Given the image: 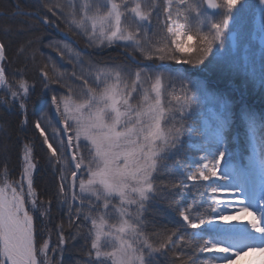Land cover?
<instances>
[{
    "label": "snow or ice",
    "instance_id": "obj_1",
    "mask_svg": "<svg viewBox=\"0 0 264 264\" xmlns=\"http://www.w3.org/2000/svg\"><path fill=\"white\" fill-rule=\"evenodd\" d=\"M206 3L212 9L221 10L220 16L207 29L199 23L195 27L189 26L190 13H196L197 16L201 13V5L190 3L189 0H179L180 5H185V13H188L183 16L177 10L174 0H163L159 6L151 0L148 3L142 0H107V3L96 0L82 9H77L75 3L65 5L60 0H38L34 12L21 11L17 4L15 14L34 15L51 28L61 30L60 22H65L69 27L66 35H70L74 25L90 33L89 47L119 45L129 56L138 52L145 60L161 62L135 71L137 80L142 74L155 77L153 88L156 93L154 102L135 112V119L127 96L119 88V72L116 73L115 83L102 80L97 88L89 86L88 81L81 75L79 79L82 81V88L86 89V98L82 103L70 106L66 100L61 108L57 97L52 96V104L62 117L63 131L67 133L66 140H61L59 146L72 149L68 161L72 170L67 175L60 172L56 197L60 204L67 205L70 223L75 217L76 220L90 225L84 235L89 242L86 258L73 261L72 264H161L160 257L165 258L166 264H217L216 258L201 259L202 254L212 252L231 253L225 260L227 264L234 256L240 255L243 249H230L211 240L190 242L186 239L188 232L182 229H199L201 225H212L215 221L226 223L247 220L255 232L264 236V213L260 212L258 217L247 206L235 214H225L233 202L218 199L222 195H236L239 198L242 191L240 185L249 180V174L240 168L236 171V179L240 181V185H235L232 183L233 169L221 170V161L225 158L224 150L212 151L201 157V163L196 169L186 170L183 176L168 183H157L158 178L165 175L163 170L169 154L178 152L183 147L185 131H193L186 124V113L198 106L195 95L186 96L178 111H165L160 100L161 81L169 74L186 75L183 66L204 65L213 54V49L217 45L223 46L230 22L235 19V13L246 5L247 0H206ZM258 4L260 17L264 20V0H258ZM66 8L71 11L66 12ZM77 16L80 19L77 20ZM150 32L152 36L163 32L164 38L170 33L179 39L175 41L174 47L171 46V41L165 43L164 38L156 46L149 39ZM185 38L193 43L186 45ZM51 46L50 43L49 47ZM6 49V43L0 41V87H3L9 97L0 103L6 108L18 105L24 116L21 124L26 125L28 108L24 101L30 98V85L22 80L18 85L20 91L12 90L5 75ZM168 61L173 63H164ZM136 63L139 64L140 61L137 60ZM154 68L162 71L157 74ZM42 75L45 78L44 87L48 88V73L43 72ZM71 76H76L75 71ZM53 82L60 83L59 80ZM144 99L148 101V96L145 95ZM250 127L255 133L257 120L254 113L250 114ZM35 128L43 136L52 158L63 165L64 162L58 158L57 148L49 142L39 120L36 121ZM259 128L264 130V121L259 122ZM0 132L6 137L10 135L4 125H0ZM82 138L86 141L84 146L90 156L87 162L85 154L80 151ZM261 139L264 141V135ZM4 148L6 150V145ZM254 158L255 153L253 157H249L250 164ZM258 163L261 197L259 204L260 209H264V154L260 155ZM174 164L182 165L183 161L178 158ZM36 167L31 149L26 147L22 157L20 182L15 187L7 183L0 186V264H52L48 258V244L45 243L43 248L36 246L37 231L30 208L39 211L37 201L32 199L29 206L25 199L26 195H34L33 173ZM217 180L224 183H217ZM253 180L255 181L254 177ZM208 181L212 183L208 184L206 192L198 194L208 195L210 211L195 213L192 205L178 207L186 193L193 191L198 183ZM23 188L27 189L26 194L20 191ZM163 189H168L169 197L165 199L169 207H177L183 225L175 230L154 231L149 235L144 231L145 214L152 211L151 206ZM50 208L51 202H46L41 216H48ZM96 211L103 215L94 217L92 213ZM217 212L220 214L214 215ZM111 213H119V227L107 223L105 217ZM58 235L56 251L63 257L67 241L62 226ZM79 235L78 226L72 239L75 240ZM173 236L177 237L179 243ZM39 253L43 255L38 256ZM58 264H63V261Z\"/></svg>",
    "mask_w": 264,
    "mask_h": 264
},
{
    "label": "rangeland",
    "instance_id": "obj_2",
    "mask_svg": "<svg viewBox=\"0 0 264 264\" xmlns=\"http://www.w3.org/2000/svg\"><path fill=\"white\" fill-rule=\"evenodd\" d=\"M156 1L157 0H151V2L155 5ZM82 2L85 6L86 4L96 2V0H85ZM101 2L107 3V0H101ZM116 2H119V0H116ZM142 2L148 3L149 0H142ZM174 2L177 10L181 13V16L188 14L184 11L185 5H180L179 0H174ZM189 2H196L199 4L202 2L200 15L197 16L196 13H190L189 15L190 27L196 26L197 23L202 26L209 25L221 14V10H219L217 15H212L214 14L212 12H210L211 14L207 13L204 8L203 0H189ZM17 4H19L17 0H0V17L4 18V16H6L5 18H13L12 16L17 12ZM20 10L35 11L25 9L22 6H20ZM32 17L37 19L40 25L29 26L22 23V26H18L19 31H17V27L15 26V28H11V26L15 24L14 20H0V41L5 42L7 45L6 79L8 83L12 85L13 91H20L18 87L19 83L22 80L27 81L30 85V98H32L33 95L36 96L44 87V83L42 82V79L45 80L42 75L43 72L48 73L49 85L60 84L53 82V80L56 81L53 79V76L54 74L58 75L59 68L57 66H60V64H58L59 62L52 56L55 55L58 59H60L63 56L62 50H66L74 56L75 51H73L74 47L71 46L72 43L77 48L81 45L72 33H70V35H66L69 31L65 30L61 26V30H57L43 24L36 16L33 15L31 18ZM181 23H184V21L181 20ZM230 24L231 25L224 44H229L230 48L227 51V56L231 60L223 62L214 61L215 63H213V59L211 58V56L213 57L212 54L209 59L205 61L204 65L187 66H189L190 69L201 70L204 74L215 77V79L219 80L220 84L229 86L228 88L232 92L227 93L223 89L211 87V92L214 94L209 95L205 92L200 93L199 91H195L189 93L187 96V94L182 93V88L188 86L185 79L181 76L169 74L165 75L161 81L160 100L165 111H169L171 109L172 111H178L184 103V98L186 96H196L198 106H194L186 113V117L188 118L186 120V124L188 127H191L193 131L185 132L187 146V165L185 166V171L195 170L196 166L201 163L200 158L205 155H209L210 152L224 150L225 158L221 161V170L228 171L229 168L233 169L231 173L233 184L240 185V181L236 179V171L238 169L243 168L247 173H250L248 182L240 185L242 191L239 198H237L236 195H222L218 197V199L230 200L233 202L232 207L229 208L225 214H235L236 211L242 209L243 207L250 206L252 211H254L259 217L260 212L264 213V209H260L259 201L261 197L258 187L260 176V166L258 160L260 155L263 154L262 148H264V145L261 147L259 145L261 136L264 135V130L259 128V122L264 121V46L259 44L260 34L264 31V20L260 17L258 0H247L246 5L241 8L240 11L235 13V19H233ZM88 26L89 28L91 27L90 23ZM125 26L127 27L128 25ZM3 27L6 28L4 29ZM5 30L8 31L6 32ZM232 30H237L234 45H231V39L229 36V33ZM89 34L90 33L87 34V40ZM168 35V40L172 42L171 46L174 47L175 41L179 39V37L172 36L170 33H168ZM49 36L53 38L49 39L52 44L51 47H49V42H45L43 40ZM151 41L155 43L156 46H159L157 38H152ZM69 43H71V45ZM192 43L193 41L185 38L186 45H191ZM109 48L111 51L109 50L110 52L107 54H101L99 56L100 59L117 62L118 58H121V56L124 55L123 53L118 52H126L119 45L110 46ZM97 49H99V47ZM115 49H118L119 51L114 53ZM82 50L88 49L84 47ZM128 51L130 52L131 49ZM133 56L135 59H133ZM124 57H127L134 63L139 60L140 63L138 65L141 68L161 63L159 61L145 60L142 56H139L136 53H133L132 56H129L126 53ZM53 58L54 61L52 60ZM223 59L227 60L225 56H223ZM24 60L26 62L29 61L26 69L19 67L21 64L24 66L26 63L23 62ZM164 63L173 62L168 61ZM154 71L157 74L160 72L159 68H154ZM16 73H19V75ZM105 74V80L110 83L116 82V73L111 72V69L107 70ZM154 84V76L146 77L142 74L140 79L137 80L134 72L132 79L130 78L129 81H125L120 75L119 88L123 90L128 98L129 104L132 106L133 119H135V112L146 108L148 103L154 102L156 98V93L153 88ZM169 85H172L174 89L172 90L169 88L165 93V88L169 87ZM77 86L82 87V82L72 83L71 85V87ZM193 87L196 88V90H204V86L199 83L193 84ZM176 88L180 90L177 95ZM56 90L52 89V91H54L53 96L55 95L57 97L61 108H63L66 100L69 105L72 106L77 103H82L86 98L85 95L82 97L79 91L75 94L78 99H75L69 95L60 94V91ZM145 95L148 96V101H145ZM6 98H9L7 93L4 91L3 87H0V101H3ZM27 101L28 99L24 101L28 108V122L26 125L21 124L24 116L21 114V110L18 105H12L10 108H6L2 103H0V125H4L6 128L10 125L11 127H14L16 131L19 130V133L15 135L16 142L14 145L12 144V146H10L9 150L13 153H11V159L16 160L15 165H17L11 169H9L8 166L5 165L6 162H4L7 155L4 146L6 145L7 149V145L10 144V142L7 141L11 138L9 136V138L6 137L3 132H0V186L7 183L15 187L16 184L20 182L22 173V157L26 147L31 149L33 162L37 165L36 170L33 173L34 178L39 166L43 164L39 160V157H42L40 153L41 149L43 150L42 143H44V140L39 130L35 128L37 118L43 117L44 122H46L47 119L50 118L49 110L51 109V115L58 116V119H62L56 111V107L51 103L52 99L49 101L51 104L45 105V103H43V107L42 102H44V99H39L38 102L41 103V106L36 109L32 108L30 103ZM242 105H247L248 107L244 108ZM122 110L124 109L122 108ZM253 113L255 114V118L257 120V130L255 133L250 127V114ZM61 122L63 124V120H61ZM21 129H23L22 133H20ZM12 140H14V138H12ZM237 141H239L240 147L239 159H245L246 161L242 162L237 159L238 148L235 147ZM85 143L86 141L82 138L80 142V151L85 154L87 162V159H90V156L84 146ZM254 153L255 158L250 164L249 157H253ZM171 154L172 153L169 154V157ZM188 166H190V168ZM253 177L255 178V181L253 180ZM81 178L86 179V177ZM216 182L224 183L222 180H217ZM210 183H212V181L198 183L196 188H200L197 191L205 193L207 186ZM20 191L25 194L27 193L26 188L20 189ZM33 192V196L29 197L26 195L25 199L29 206L32 199L37 201V208L39 211H33L30 208V214L34 216L35 223V219L41 217V213L45 211V205L48 201L46 199L42 200L39 198L34 185ZM208 192H210V189H208ZM185 196L188 197L187 193ZM203 200L205 202H203L201 196H199V199H197L196 202L193 200L192 204H190L192 205V209L195 213H204L207 212L206 209H209L210 200L207 194H204ZM184 207L185 206H181L179 208ZM210 210L211 209H209V211ZM219 214V212L214 213V215ZM115 215L117 219L113 221V223H110L107 218L105 219L108 224H113L119 227V213H115ZM49 230L50 229L47 230L48 236L45 237L39 248H43L44 244L47 243L48 258L52 264H55L56 256L58 257L59 255L58 251H56L58 241L52 240L53 230H50V232ZM182 230L188 232L186 239L190 242H193V240L197 242L211 240L214 243L222 244L230 249H243L240 255L234 256L231 261L227 262V264H264V236L255 232L251 225L247 223V220L226 223L215 221L212 225H201L199 229L186 228L185 230L184 228ZM54 233L55 232L53 231V237H56V240L59 239L58 232H56L57 235ZM42 255L43 253L38 254V256ZM230 256L231 253L212 252L202 254L201 259L216 258L217 264H225V260Z\"/></svg>",
    "mask_w": 264,
    "mask_h": 264
},
{
    "label": "trees",
    "instance_id": "obj_3",
    "mask_svg": "<svg viewBox=\"0 0 264 264\" xmlns=\"http://www.w3.org/2000/svg\"><path fill=\"white\" fill-rule=\"evenodd\" d=\"M82 1H85V0H60V2H62L65 5L75 3L77 6V9H82L84 7V4ZM17 2L19 3L20 6H22L25 9H29V10H36V6L38 4V0H17ZM162 3H163V0H157L156 6H159ZM201 4L202 2L200 3V5ZM204 8L206 9L205 5H204ZM70 11H71L70 8H66V12H70ZM206 12L210 13L211 11H208L206 9ZM218 12L219 11L212 12L214 13L212 15H217ZM5 17L6 16H4V18L0 17V20H4V19L14 20L15 24H13L11 28L13 29L17 27V31H19L18 26L23 25L22 23H25L29 26H32V25L39 26L40 25L38 20L33 17L31 18V16L14 14L12 16L13 18H5ZM68 18L72 19L71 16H69ZM76 19L78 20L80 19V17L77 16ZM60 26L64 28L65 30L69 31V27L67 26L65 22H60ZM207 27H210V24L204 26L205 29H207ZM3 28L5 29L6 27H3ZM71 33L80 42L81 44V45L79 44L80 47L78 46L79 48H77L75 47L73 43L72 45L71 43H69L72 47H74V50H73L75 51L74 56H72L66 50H62L63 56L60 59H58L55 55L52 56L59 62L58 64H60V66H57L59 68L58 75L54 74L53 76V79L59 80L60 84L49 85L48 88L43 87L36 96L33 95V97L35 96L34 98L33 97L29 98L27 102L30 103L32 108L36 109L41 106V103L38 102L39 99H44V102H42V107L44 106L43 103H45V105L51 104L52 102L49 103V101L52 99L53 92H54L52 91V89L53 90L57 89L56 91H60V94L69 95L75 99H78L75 94L78 93L79 91V93H81V96L84 97L86 89H83L82 87H78V86L71 87L72 83L74 84L76 82H82L79 79L81 75H83L84 79L88 81L89 86H91L92 88H97L99 82L102 80H105V75L107 74V73L105 74V72L109 69H111V72L113 73L119 72L121 77L125 81H129L130 78L132 79L133 73L136 70L141 68L137 63H134L131 60H129L127 57H124L126 55V52H123V51L121 52L118 49H115L114 53H116V51H119L118 53H123L124 55L122 56L120 55L121 58H118L117 62H113L111 60H102L99 58V56L101 54H107L108 52H110L111 50L109 47L108 48L104 47V48H99V49H97L98 47H89L88 40L86 39L88 32H85L83 29H80L75 25L73 26V30ZM168 36L169 35L167 34V38H164L163 32H161L159 35H156V36H152L151 32L149 34L150 40L152 38H157L158 43L162 38H164L165 43H168L169 42ZM49 39H53V38L49 36L47 38H44L43 40L45 42H49L50 44L51 42ZM84 47H86L88 50H82V48ZM229 48H230L229 44L227 45L223 44V46L217 45L213 49V57L211 56V58L213 59V63H215L214 61L223 62V61L231 60L227 56V51L229 50ZM136 54L141 56L138 52ZM223 56H225L227 60L223 59ZM54 58L52 59L53 61H54ZM23 62L25 63L26 61L24 60ZM28 64H29V61L26 62L24 66H22L21 64L19 67L26 69ZM177 67H180V66H177ZM73 71H75L76 73L75 77L71 76V73ZM159 71H162V70L159 69ZM183 72L186 73V75H177V74H173V75L183 77L186 83H188L187 87L182 88V93L187 94V96L189 95V93L195 92V91L196 92L199 91L200 93L205 92L206 94H209V95L214 94L211 92V87L223 89L227 93L232 92L229 90L228 88L229 86L220 84L218 79H215V77L211 75L204 74L201 70L190 69L189 66H183ZM42 82L44 83L43 79H42ZM197 83L203 85L204 90L202 89L196 90V88L193 87V84H197ZM169 88L172 90L174 89L172 85H169V87L165 88V93L167 92ZM176 92H177L176 93L177 95L180 92V90L177 89ZM49 113H50V118L48 117L49 119H47L46 122H44L43 117L37 118V120L40 121L41 126L44 128L45 133L48 135L50 143L53 144V147L57 148L58 158L64 163L63 165L58 164L56 160L52 158V154L50 153V150L47 148L46 144L42 143L43 150L41 149V153H40L42 157H39V160L43 164L39 166L33 178V185L38 193L39 198H41L42 200L46 199L48 202L49 201L51 202V208H50V214L48 216L46 217L41 216L35 219V225H36V231H37L36 246L37 248H39L43 240L45 239V237L48 236L47 235L48 229H50L51 231L53 230L55 232L54 234L57 235L56 232H59L60 230L59 227H61V225L62 226L64 225L63 234L67 241V244L64 247L66 250L63 254V257H61L60 254L58 255L59 252L57 253L58 257L56 256L55 264H58V262L60 261H63V264H72L73 261H81L86 258V251H87L89 242L85 240L84 235L85 233L88 232L90 225L82 221L76 220L75 217L72 218V222L70 223L69 218H68L67 205L60 204L59 200L56 197V193L58 192V188H59L60 172L63 171L67 175L72 170L70 164L68 163L70 159V155H71V149L70 148L65 149L59 146L61 143V140H66V136H67V134L63 131L64 124H62L61 122V120L63 119H58V116L51 115V109L49 110ZM7 130L10 133L9 137L11 139L7 141V142H10V144L7 145V149H6L7 155H6L4 162H6L5 165H7L9 169H11L17 165H15L16 160L11 159L12 152H10L9 150H10V146H12V144L13 145L15 144L16 142L15 135L19 133V130L16 131L15 128L11 127L10 125L7 126ZM22 132H23V129L20 130V133ZM12 138H14V140H12ZM185 139H186V134L182 138L183 147L178 152H173L170 155V157L168 158V161L166 162V166L163 170L165 175L158 178L157 183H160L161 181H163L164 183H168L170 180L184 175L185 166L187 165V160H186L187 146H186ZM260 140H261L260 143L264 145V141H262V139ZM238 145H239V141H238ZM235 147L237 148V143L235 144ZM178 158L183 161L182 165L174 164V161ZM199 188L200 187H197L193 191L187 193L188 197L184 195L183 198L180 200L178 207H181V206L186 207L192 204L193 200H195L196 202L197 199H199V196H201L202 201L205 202L203 200L204 195H198V193L202 192V191L201 192L197 191ZM166 197H169L168 189L161 190L156 200L153 202L151 206L152 211L145 214L144 231L148 233L149 235H151V233L154 231H162L165 229L175 230L177 228H180L181 225H183V220L178 214L177 207L176 206L169 207L168 202L165 199ZM60 199H62V197ZM206 210L209 211V209H206ZM92 215L96 217V216L103 215V213L96 211V212H93ZM105 218H107V220L110 223H113V221L117 219L115 213H111L109 216H106ZM78 226H79L80 235L77 236L75 240H73L72 235L77 232ZM53 231H52V240L59 241V239L56 240L55 239L56 237H53ZM173 239L177 240V243H178L177 237L173 236ZM159 259L161 261V264H166V260L164 257H160Z\"/></svg>",
    "mask_w": 264,
    "mask_h": 264
},
{
    "label": "water",
    "instance_id": "obj_4",
    "mask_svg": "<svg viewBox=\"0 0 264 264\" xmlns=\"http://www.w3.org/2000/svg\"><path fill=\"white\" fill-rule=\"evenodd\" d=\"M219 2V1H218ZM205 6L211 10V11H218V9H212L210 6L207 5L206 0H204ZM237 32L235 30H232L229 34L232 44H235V38H236ZM259 43L261 46H264V31L261 32L259 37Z\"/></svg>",
    "mask_w": 264,
    "mask_h": 264
},
{
    "label": "bare ground",
    "instance_id": "obj_5",
    "mask_svg": "<svg viewBox=\"0 0 264 264\" xmlns=\"http://www.w3.org/2000/svg\"><path fill=\"white\" fill-rule=\"evenodd\" d=\"M242 160V159H241Z\"/></svg>",
    "mask_w": 264,
    "mask_h": 264
}]
</instances>
